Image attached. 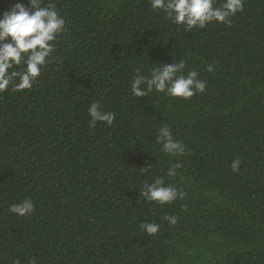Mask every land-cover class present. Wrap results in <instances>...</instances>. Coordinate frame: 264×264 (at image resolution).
Listing matches in <instances>:
<instances>
[{
    "label": "trees",
    "instance_id": "trees-1",
    "mask_svg": "<svg viewBox=\"0 0 264 264\" xmlns=\"http://www.w3.org/2000/svg\"><path fill=\"white\" fill-rule=\"evenodd\" d=\"M16 2L28 0H0V15ZM51 3L66 24L49 63L31 89L0 93V264H264V0L191 31L149 0ZM174 58L204 92L131 95L138 70ZM96 101L112 125L89 127ZM161 125L184 154L155 144ZM158 177L184 198L145 200ZM25 199L32 213L9 211Z\"/></svg>",
    "mask_w": 264,
    "mask_h": 264
},
{
    "label": "clouds",
    "instance_id": "clouds-1",
    "mask_svg": "<svg viewBox=\"0 0 264 264\" xmlns=\"http://www.w3.org/2000/svg\"><path fill=\"white\" fill-rule=\"evenodd\" d=\"M154 11L164 14L171 23L181 26L185 31L204 29L212 23L230 24L231 18L243 11L244 0H149ZM66 20L51 0H28L27 5L14 3L9 10L0 15V93L11 88L14 92L31 89L41 75L44 66L56 47L57 37L65 31ZM186 62L175 58L171 63H160L137 71L130 81V92L140 99L152 93L164 94L171 98L189 100L197 93L204 92L206 81L199 78V73L186 70ZM209 67V71H211ZM89 127L95 128L97 123L112 125L116 118L113 111H105L100 102H92L88 107ZM155 144L170 156L185 153V145L174 138L168 125H161L155 136ZM241 161L233 160L231 169L239 171ZM174 168L167 170L168 176L175 174ZM152 167L141 168L148 172ZM140 195L149 202L159 205L170 204L184 193L175 186L167 184L162 177L155 178L150 184L145 183ZM32 200L25 199L12 204L9 211L19 216H26L34 211ZM170 225L177 223V217L165 216ZM140 229L150 236H155L160 225L155 222H141Z\"/></svg>",
    "mask_w": 264,
    "mask_h": 264
}]
</instances>
